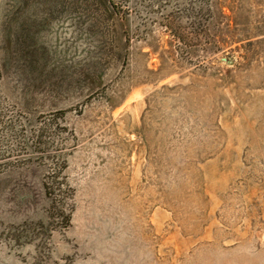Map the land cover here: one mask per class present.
I'll return each mask as SVG.
<instances>
[{"label": "rangeland", "instance_id": "1", "mask_svg": "<svg viewBox=\"0 0 264 264\" xmlns=\"http://www.w3.org/2000/svg\"><path fill=\"white\" fill-rule=\"evenodd\" d=\"M0 264H264V0H0Z\"/></svg>", "mask_w": 264, "mask_h": 264}]
</instances>
